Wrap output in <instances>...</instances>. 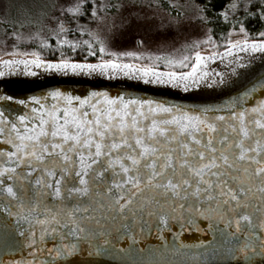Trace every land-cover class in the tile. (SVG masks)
I'll use <instances>...</instances> for the list:
<instances>
[{"label":"snow or ice","instance_id":"1","mask_svg":"<svg viewBox=\"0 0 264 264\" xmlns=\"http://www.w3.org/2000/svg\"><path fill=\"white\" fill-rule=\"evenodd\" d=\"M241 4L247 16L264 19V0H233L228 5L233 16ZM256 5V11H249ZM124 7L94 0H75L67 7L47 0H0V17L13 29L7 33L12 39H40L49 47L43 35L47 29L58 47L86 48L95 57L98 44L101 54L95 63L45 61L34 53L30 60L0 64L121 73L188 91L202 83H225L226 73L209 70L210 61L228 58V73L235 75L245 66L242 54H264V31L258 33L261 39H249L245 25L233 19L222 53L197 50L200 44L219 47L208 35L186 46L179 59L164 58L165 65L184 71L125 63L119 57L141 54L106 53L99 32L80 23L88 17L89 25L99 24L105 19L101 9ZM169 7L179 23L183 6ZM210 10L197 6L196 19L211 22ZM217 15L229 20L228 10ZM37 24L40 29L25 36L22 30ZM73 30L89 38L70 40ZM232 32L244 38L233 40ZM104 54L113 58L104 59ZM0 101L13 97L3 95ZM18 103L23 111L0 107V210L12 218L29 249V259L13 264H51L42 257H70L82 246L100 255L127 254L133 247L142 251L138 243L149 236L193 258H229L236 264L264 259V77L222 104L184 105L106 90L80 96L60 88ZM190 231L211 239L186 244L181 237ZM49 236L51 247L45 242ZM122 241L130 242L128 247Z\"/></svg>","mask_w":264,"mask_h":264},{"label":"water","instance_id":"2","mask_svg":"<svg viewBox=\"0 0 264 264\" xmlns=\"http://www.w3.org/2000/svg\"><path fill=\"white\" fill-rule=\"evenodd\" d=\"M242 55L246 57L241 61L245 66L238 68L235 75L228 73V58L209 62V70L226 73L224 84L209 86L211 82L209 84L202 83L200 87L189 88L188 91H184L183 87L147 83L132 75L126 76L121 73L101 75L96 72L88 75L70 71L58 72L40 65L8 66L0 64V71L5 73L0 76V96L13 97V101H0V107L16 112L23 111L24 108L19 105V100H27L32 95H43L53 88H60L80 96L87 95L92 90H106L111 95L128 93L132 96L151 97L184 105L222 104L230 97L251 87L260 77H264V54L244 53ZM30 59L32 58H26V60ZM2 207L0 205V209ZM38 229L39 226H37ZM18 231L19 229L12 222V218L0 210V264H13L14 260L29 259L27 241L19 237ZM181 239L186 244L194 245L201 239L210 240L211 235L205 236L203 233L190 231L184 233ZM45 242L51 247L53 238L49 236ZM55 243L59 244V241L56 240ZM129 243L122 241L121 246L126 248ZM138 248L142 251L133 247L127 254L100 255L94 254L92 249L82 246L79 253L70 257H42V259H50L51 264H202V261L204 264H236L229 258L214 257L208 260L203 257L193 258L190 252L183 250L176 252L170 244H164L155 236H149L146 240L139 241ZM256 264H264V259L256 258Z\"/></svg>","mask_w":264,"mask_h":264},{"label":"rangeland","instance_id":"3","mask_svg":"<svg viewBox=\"0 0 264 264\" xmlns=\"http://www.w3.org/2000/svg\"><path fill=\"white\" fill-rule=\"evenodd\" d=\"M47 2L67 7L75 0H47ZM170 2L183 6L178 9L180 13L179 23H176L174 19L176 12L173 13L164 7L162 8L160 0H94V3L98 4L123 3L125 7L122 9H101L100 14L105 16V19L99 24L93 22L89 25L88 17L81 18L80 23L99 32L106 53L135 52L141 54V58H137L141 61H154L157 60V56L161 57L160 60L164 58L179 59L181 54L188 51L186 46L195 41H203L212 34L207 22H200L196 19V7L200 6L197 0H170ZM150 3L153 5L152 7L147 6ZM231 3L233 0L229 1V4ZM157 4L160 6L156 7ZM240 10H243V4H241ZM240 10L235 14H238ZM228 11L229 15H233L230 9ZM0 23H4L2 17H0ZM40 27L37 24L32 27H25L22 31L27 36L36 32ZM72 27L74 29L75 25ZM7 33H9L7 29H0V61L34 58V53L30 51L31 44L43 43L40 39L29 40L27 38L16 41ZM43 35L47 38L51 33L44 29ZM68 38L81 40L89 37L81 36L80 33L73 30L68 33ZM243 38L244 34L237 32L232 39ZM14 45L19 48V51L13 50ZM197 50L206 54L216 51L214 47L208 44H200ZM129 58L132 59V57ZM134 63L138 66H150L144 62Z\"/></svg>","mask_w":264,"mask_h":264},{"label":"trees","instance_id":"4","mask_svg":"<svg viewBox=\"0 0 264 264\" xmlns=\"http://www.w3.org/2000/svg\"><path fill=\"white\" fill-rule=\"evenodd\" d=\"M200 6L207 5L208 8L211 10L208 12V16L211 18V22H207V25H209L211 34L214 37V43L219 45V47H216L215 52H223V42L226 37V35L229 33V31L232 29V20H238L239 22L243 23L245 25V28L247 32L250 34L248 36L249 39H261V37L258 35L259 32L264 31V19L253 16L249 17L245 14L244 10H240L238 14L229 15V20H224L222 16H218V13H222L225 10H228V4L230 0H197ZM162 8L173 12L172 8L169 7V4H171L170 0H160ZM91 7V4H89ZM259 5H256L255 7H252L249 9V11H256V8ZM174 13V12H173ZM7 29L9 32H11L13 29L10 25H6L5 23H0V29ZM235 33L232 32L231 39L235 37ZM49 41V47H44L43 43H32L30 46V51L32 53H38L40 60L45 61H57L62 58L71 59V60H77L80 62H92L95 63L101 58V54L98 52L99 45H96V48L94 50H97V55L95 57L89 55L86 48L78 49L77 51L73 52L69 49L67 45L63 47H58L56 45V38L52 35H48L47 37ZM104 59H112L113 57L107 54L103 55ZM123 62H141V63H147L150 66H155L157 68H160L161 71H169V70H175V71H184L186 69L180 68L179 65H176L175 68H171L164 63V59L162 60H154V61H148V60H139V59H131L129 57H119ZM137 65L136 63H134ZM138 66V65H137Z\"/></svg>","mask_w":264,"mask_h":264}]
</instances>
